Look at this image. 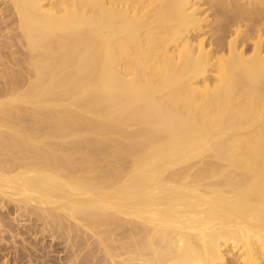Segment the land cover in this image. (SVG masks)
Listing matches in <instances>:
<instances>
[{"label":"bare ground","instance_id":"obj_1","mask_svg":"<svg viewBox=\"0 0 264 264\" xmlns=\"http://www.w3.org/2000/svg\"><path fill=\"white\" fill-rule=\"evenodd\" d=\"M4 4L0 232L37 216L78 264H264V0Z\"/></svg>","mask_w":264,"mask_h":264},{"label":"rangeland","instance_id":"obj_2","mask_svg":"<svg viewBox=\"0 0 264 264\" xmlns=\"http://www.w3.org/2000/svg\"><path fill=\"white\" fill-rule=\"evenodd\" d=\"M3 1L5 0H0V5L3 4ZM4 5H2V7H0V15L2 14L1 12L4 11ZM2 8V10H1ZM208 13V12H207ZM206 13V14H207ZM210 14V13H208ZM5 15V13L3 14V16ZM1 15V18L3 17ZM212 16V17H211ZM209 19H213V15H211ZM0 18V20H1ZM15 23L14 20L12 19L10 21V23L12 24V28L10 26V23L7 25V23L9 22H0V26H2V28H0V70H3V71H8L6 66H11V67H16L15 66V63H13V58L16 56H21L23 55V53L25 52V49L23 47H17L14 45V47L12 45H10L12 43L9 42L11 39L13 40L14 37L18 34L17 33V28L15 29L14 27V24L12 23ZM3 24V25H2ZM7 25V26H6ZM5 26V27H3ZM9 26V27H8ZM8 27V28H7ZM6 31H5V30ZM11 30V33L10 34V30ZM15 30V31H14ZM8 31V33H7ZM2 33V34H1ZM16 34V35H15ZM4 35V36H3ZM6 35V36H5ZM9 35V36H8ZM11 35V36H10ZM2 36V37H1ZM13 36V37H12ZM4 37V38H3ZM12 37V38H11ZM6 38V39H5ZM235 38V37H234ZM3 41V43L1 42ZM7 44H6V42ZM10 43V44H9ZM8 46H12L11 48L13 49L12 52H15V54H13L11 52V48L7 49L6 47ZM1 46L2 48H5V49H1ZM250 45L247 46V48H249ZM17 48V50H16ZM5 50L6 51V54H4L5 52L3 51ZM10 50V51H9ZM17 53H16V51ZM24 51V52H23ZM2 53V54H1ZM21 53V55H20ZM18 54V55H16ZM9 55V56H8ZM13 55V56H12ZM7 56V57H5ZM11 56V57H10ZM2 58V59H1ZM6 58V59H4ZM11 58H12V61H11ZM11 61V62H9ZM9 62V63H8ZM4 67V68H3ZM6 68V70H5ZM17 68V67H16ZM2 71V72H3ZM0 74H1V71H0ZM2 86V85H1ZM1 205V204H0ZM11 205V206H10ZM7 209V210H6ZM14 209H15V206H14V203L12 202H7V206L5 207V209H2V206H0V214L4 212V216L6 217V214L8 213L10 215V217L14 216L15 213H14ZM13 210V211H12ZM7 211V212H6ZM6 213V214H5ZM14 213V215H13ZM7 214V216H8ZM32 217V219H31ZM31 217H28V218H24L22 219V217L18 218V220L16 222H14L12 224V228L9 234V231L6 232V233H1L0 232V264H78L79 260L82 259L83 257V253L81 252L82 249H80L81 247V243L80 244V247H79V244L77 247H74L72 250H71V247L69 246L68 242H67V239L66 237H57L58 235H56V237H54V235H52V233L49 231V229H42V221H40V219H38V217L36 218L35 216H31ZM34 217V218H33ZM39 220V221H36V219ZM29 219V220H27ZM31 219V220H30ZM26 220V221H25ZM34 220V221H33ZM29 222V223H25V222ZM32 221V222H31ZM25 224H24V223ZM33 222L37 223V224H34ZM21 224V225H20ZM23 224V225H22ZM34 224V225H33ZM40 224V225H39ZM27 225V226H26ZM32 225V226H31ZM42 225V226H41ZM14 226V227H13ZM25 226V227H24ZM40 226V227H39ZM44 227V226H43ZM17 228V229H16ZM30 228V229H29ZM39 229V230H38ZM31 230V232L29 231ZM46 230V231H45ZM33 231L35 233H33ZM38 231V232H37ZM18 232V233H16ZM23 232V233H21ZM47 232V233H46ZM49 232V234H48ZM14 233V234H13ZM16 233V234H15ZM25 233V234H24ZM3 234V235H2ZM7 234V235H6ZM35 234V235H34ZM11 235V237H10ZM13 235V236H12ZM48 235V236H47ZM2 236V237H1ZM15 237L17 239H15ZM23 237V238H22ZM53 237V238H52ZM62 239H61V238ZM3 238V239H2ZM9 238V239H8ZM14 239V240H13ZM24 239V240H23ZM3 240V241H2ZM16 240V241H15ZM2 241V243H1ZM15 241V242H14ZM66 242V243H65ZM25 243V244H24ZM21 244V245H20ZM26 245V246H25ZM67 245V246H66ZM15 246V247H14ZM24 246V247H23ZM16 249V250H15ZM79 249V250H78ZM71 250V252H70ZM78 250V252H77ZM81 252V253H80ZM48 253V254H47ZM75 254L74 256L71 254ZM27 254H29V256H27ZM79 254V256H78ZM81 254V255H80ZM7 255V256H6ZM68 255V256H67ZM32 256V257H31ZM67 256V257H65ZM70 256V258H69ZM78 258H77V257ZM65 257V258H64ZM27 258V260H26ZM45 258V259H44ZM72 258V259H71ZM75 258V259H74ZM3 259V260H2ZM37 259V260H35ZM42 259V260H41ZM70 261H69V260ZM35 260V261H34ZM74 260V261H72ZM77 260V261H76ZM68 261V262H66ZM72 261V262H71Z\"/></svg>","mask_w":264,"mask_h":264}]
</instances>
